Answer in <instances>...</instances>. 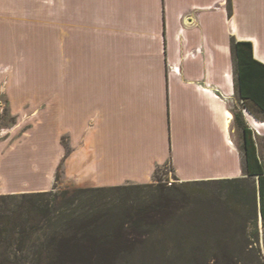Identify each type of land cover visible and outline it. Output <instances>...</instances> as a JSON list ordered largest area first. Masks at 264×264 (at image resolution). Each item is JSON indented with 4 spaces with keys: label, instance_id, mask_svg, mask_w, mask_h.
<instances>
[{
    "label": "crops",
    "instance_id": "obj_1",
    "mask_svg": "<svg viewBox=\"0 0 264 264\" xmlns=\"http://www.w3.org/2000/svg\"><path fill=\"white\" fill-rule=\"evenodd\" d=\"M44 7L52 24L46 80L42 65L19 59L24 9ZM233 42H249L264 64V0H0V67L10 69L0 90L13 127L35 114L28 130L67 134L73 187L147 184L163 168L180 181L243 177L233 113L260 157L264 113L240 95Z\"/></svg>",
    "mask_w": 264,
    "mask_h": 264
},
{
    "label": "trees",
    "instance_id": "obj_2",
    "mask_svg": "<svg viewBox=\"0 0 264 264\" xmlns=\"http://www.w3.org/2000/svg\"><path fill=\"white\" fill-rule=\"evenodd\" d=\"M232 52L241 97L264 113V64L249 42ZM233 118L243 177L0 194V264H263L264 160Z\"/></svg>",
    "mask_w": 264,
    "mask_h": 264
},
{
    "label": "rangeland",
    "instance_id": "obj_3",
    "mask_svg": "<svg viewBox=\"0 0 264 264\" xmlns=\"http://www.w3.org/2000/svg\"><path fill=\"white\" fill-rule=\"evenodd\" d=\"M24 10L28 13V19L25 24H22V27L26 29V32L23 31L24 35L22 37L24 36L27 43H25L23 53L19 59L23 64L42 65L41 68L37 69L41 70V73L45 75L44 80H46L48 78L45 77L50 75L52 59L51 8H27ZM9 70L7 67H0V74H5ZM28 75H36V73L28 72ZM4 95V89H1L0 173L5 175L0 174V188L8 191L40 189L55 191L73 187L67 179L65 165L63 164L68 148L67 134H62L56 138L36 130H28L35 123V114H28L32 118H25L22 121V127H13L15 120L8 112ZM51 127L54 130L57 129L55 124H51ZM46 128L42 127L41 130ZM239 138L241 139V137H237V139ZM57 141L60 143V147L54 149V144ZM260 154L264 160V152H260ZM154 179H161L167 182L168 185L179 183L178 179L170 174L168 168L159 169ZM258 225L264 264V228H262L260 219Z\"/></svg>",
    "mask_w": 264,
    "mask_h": 264
}]
</instances>
